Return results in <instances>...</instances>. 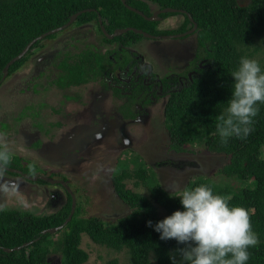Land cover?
I'll return each mask as SVG.
<instances>
[{
    "label": "trees",
    "instance_id": "1",
    "mask_svg": "<svg viewBox=\"0 0 264 264\" xmlns=\"http://www.w3.org/2000/svg\"><path fill=\"white\" fill-rule=\"evenodd\" d=\"M149 2L159 3L160 7L187 10L197 22L202 45H207L205 51L211 57V67L197 70L193 80L173 92L169 99L164 119L169 146L183 152L188 150L184 145L203 144L211 152L225 154L228 161L218 169V175L238 184L217 183L208 175H197L184 188L208 184L215 193L230 197L231 205L246 207L252 214L253 229L260 241L249 249L251 256L247 264H264V104L258 105L260 112L246 139L232 137L223 146L216 131V116L227 107L231 98L234 83L231 72L238 66L240 58L256 59L264 70V0H250L247 5L240 4L239 0L127 1L141 10H145ZM78 12L81 13L74 25L96 22L98 33H102L99 16L110 32L132 26L157 33L156 22L129 9L122 0H0V79L6 64L29 42L67 23ZM59 33L50 34L45 39L55 38ZM103 37V42L119 40L124 44H127L126 38H144L133 30L113 40ZM41 41L33 44L23 58L11 65L9 76L42 47ZM84 55L93 56L99 65L108 60L105 55L91 53L89 49ZM87 66L84 60L75 65L66 64L65 75L54 77L52 85L72 83L67 80L70 73L73 75L70 79L81 81L88 70H93L86 69ZM137 157L134 169L124 163L121 171L116 170L113 175L116 193L130 208V212L114 224L109 225L97 216L83 217L80 204L61 230L43 234L47 228L64 224L72 208L70 194L60 210L49 214L22 209L0 210V264H48V256L57 252L62 254V264H84L89 253L81 247L83 233L99 245L118 252L125 250L129 255L128 264H173V254L179 261L181 257L176 250L186 245L175 239L161 240L154 226L174 211L184 210L181 198L171 195L162 186L156 172ZM12 162L8 166L22 167L30 173L29 165L24 166L21 159L14 158ZM129 178H137L135 184L144 186L147 194L127 187ZM148 221H152L153 226H148ZM57 235L60 237L56 238ZM29 241L33 242L20 250H3V247L13 248ZM105 264H119V259H109Z\"/></svg>",
    "mask_w": 264,
    "mask_h": 264
},
{
    "label": "rangeland",
    "instance_id": "2",
    "mask_svg": "<svg viewBox=\"0 0 264 264\" xmlns=\"http://www.w3.org/2000/svg\"><path fill=\"white\" fill-rule=\"evenodd\" d=\"M249 1L239 0L240 4L243 5H247ZM171 18L174 21L178 20L177 22L183 20V16ZM77 38L80 46L77 50L78 52L82 51L90 43L95 45L96 42L100 43L101 41L94 22L81 27H72L68 31L58 34L54 39H44L42 41L43 47L35 51V55L22 68L7 76L0 84V134L5 136L12 153H16L13 155V159L18 158L17 154H19L24 158L23 164H26L27 160L38 163L40 167L30 163V165H34L36 175H47L48 173L43 170L66 174L74 183L72 190L76 195L77 205L81 204L82 216H97L109 225L116 223L120 217L130 212L129 206L118 196L114 189L113 175L116 170L121 171L124 163L129 164L131 169H134V159L138 158L137 155L143 163L156 172L162 186L171 193L175 188L183 189L189 180L197 175H208L217 183L229 182L233 185H238L237 181L218 175V169L228 161L225 154L214 152L209 154L207 147L203 144L187 145L188 150L173 152L169 146L168 131L163 121V113L159 118V111L155 112L159 108L147 109L145 115L141 116L142 118L130 123L127 126V133L131 139L125 144L120 137L119 142L123 150L111 155L108 154L109 151L102 145L97 147L96 145L91 146L92 144L89 145L91 150L88 153H86L87 150L80 153L82 149L81 145H79V150H76L77 153L71 159L63 157L62 159L54 160L52 158L50 162L44 150L41 152L36 150L37 148L34 145L31 146V143L36 138H39V135L40 137L44 135V133L35 132L36 127L33 125L32 120L26 114H19L20 109L31 102L40 105L43 102H49L51 107L57 108L59 106L58 101L61 93L54 89L55 86L52 85L53 78L58 73H56V70H60L58 67L60 51L58 50L64 49L71 41L76 43ZM141 41L143 42L142 46L145 48L153 46V40L143 38ZM162 43L166 52L165 61H170L167 54L177 49L174 45L176 42L174 40H165ZM67 50L71 49L67 48ZM153 50L155 51V48ZM149 59L153 62L152 58ZM39 70H41L40 74H38ZM160 109L164 112L163 105ZM79 110H82V108H79ZM85 112L84 110L81 111L79 118L81 123L87 122V119L93 117L92 112H90V117ZM154 112L156 115L153 120L151 118ZM46 114L51 117L44 116L48 121L56 118V112L50 108L46 110ZM17 116H22V118L16 119ZM1 120L9 123L11 125L10 128ZM119 128L120 126L114 128L115 133L118 135H120ZM69 129L70 126L67 125V130ZM133 129H136V131L131 132L130 130ZM57 137L60 139V136L57 135ZM48 140L54 141L50 136L45 141ZM58 142L56 143L57 146L61 144H58ZM48 146L50 145H47V148ZM87 146H85V149ZM127 150L130 152L129 154ZM75 157L79 159V165H73ZM191 163H195V165H190ZM85 176L92 182L83 178ZM4 177L9 178L8 182L16 184V190H10L8 193L0 192V205L3 207L10 208L12 206V208L29 210L37 214H49L60 210L66 203V193L61 185L28 183L23 178H20V180L8 173H4L2 178ZM51 177L55 176L52 174ZM92 177H94V180H92ZM10 178L17 179L11 180ZM136 181H138L137 178H129L127 187L147 194L146 188L142 185L137 186L135 184ZM0 184H3V182H0ZM54 190L61 191L64 201L51 199V193ZM53 203L58 205L53 208ZM161 213H164L162 209ZM59 237L60 235L56 236V238ZM81 247L89 253V259L84 264H105L106 261L115 257L119 259V264L129 263V255L125 250L118 252L99 245L91 240L86 233L82 234ZM50 255L55 264H62L60 262L62 255L60 252Z\"/></svg>",
    "mask_w": 264,
    "mask_h": 264
},
{
    "label": "flooded vegetation",
    "instance_id": "3",
    "mask_svg": "<svg viewBox=\"0 0 264 264\" xmlns=\"http://www.w3.org/2000/svg\"><path fill=\"white\" fill-rule=\"evenodd\" d=\"M127 1L128 0H126V4L130 5L127 3ZM134 8L143 12V14H140L139 12L137 13L142 15L145 19L157 23V33H151L141 28H137L152 35L145 36L142 34L144 39L153 40L152 47L155 48V51L152 47L145 48L142 46L143 42L141 40L143 38H126L125 42L127 44H124L119 40L103 42V36H106L110 40L115 39L117 35L113 38L109 35L114 34L115 30L121 28H116L110 32L106 29L103 19L99 16L98 25L102 33H97L101 37L100 43L96 42L95 45L90 43L82 51L78 52L77 50L80 48V46L78 43L79 39L77 38L76 43L71 41L70 44L64 49L58 50L60 51V57L58 59V67L60 70H56V73H58L55 77L57 78L58 76L65 75L67 70L65 67L66 64L75 65L77 62L83 60L86 64H88L86 69L93 70H88V73L84 74V78H82V80L79 82H77L75 79H70L73 78V75L70 73L67 77L69 79L67 80H71L72 83H63L59 86L54 84V89L61 93L60 100L58 101L59 106L57 108H55L53 105L52 106L54 108L51 107L49 102H43L41 105L31 102L30 104L21 107L19 114H26V116L32 120L33 125L36 127L35 132L44 133V135L41 137L39 135V138H36L31 143V146L34 145L37 148L36 150H40L41 152L44 150L47 154V159L50 162L52 158H54V160H59L63 157L71 159L74 157V154L77 153L76 150H79V145H81L82 149L80 153H83L86 150V153H88L91 150L90 147L94 145L97 147L102 145L107 151H109V155L117 153L118 151H122V145L120 144L119 140L121 137L122 142L126 144V142L131 139L127 133V126L130 123H133L136 119L142 118L141 116H144L147 109L149 108L160 109V107L163 105L165 110L173 92L181 90V88L186 86L189 81H192L193 77L197 74V70L211 67V57L206 54L205 51L207 45H202V36L199 34V32H197L198 24L187 10L184 8H176L171 6L160 7L159 3L153 2H149L148 7L145 10H141L137 7ZM169 8L177 9V11H168ZM87 10L91 11L93 9ZM155 12H159L158 17L156 16V19L150 20L149 18L154 17ZM165 13L170 14L164 16L163 14ZM175 16H183V20L181 22H177L178 20L174 21L171 17ZM100 18L102 19V22H100ZM188 18L189 21H187ZM88 24H83L81 26ZM95 25L96 22H94V26ZM102 25H104L107 32H104ZM81 26H75L73 22L70 26L60 30L59 32L64 33L72 27L76 28ZM128 39L130 40L129 42ZM165 40H174V42H176L174 44L175 48H177L170 54H167L168 58L170 59V61L167 62L165 61L166 52L164 51V44L162 43V41ZM67 48H70L71 50H67ZM88 49L91 53L105 55L108 60L102 62L100 65L97 64V61H95L96 58L93 60V56L84 55ZM33 55H35V53ZM149 58H152L153 62ZM92 64L93 68L91 67ZM40 73L41 70L38 71V74ZM2 81L4 80L0 79V84ZM48 108L56 112V118L52 119L51 121H48L46 118H44V116L50 117L46 114V110ZM79 108H82V110L86 111L85 114L88 117H90V112H92L93 117L87 119V122L81 123L79 118L82 110H79ZM159 109L155 110V112L159 111L160 118L163 111ZM155 112L153 116L151 115V119L153 120L154 116L156 115ZM21 118L22 116L16 117V119ZM1 121H3L10 128L11 125L9 123H7L5 120ZM67 125L70 126L69 130H67ZM119 126L120 135L114 131V128H118ZM130 131L135 132L136 129ZM57 135L60 136V139H58ZM49 136L54 139V141L48 140L49 143L48 141H45ZM57 142L58 144H61L57 146ZM90 144L92 145L89 146ZM43 145L45 146L43 149H41ZM47 145H50L48 146L49 149L47 148ZM86 145L88 146L85 149ZM184 147L186 146L184 145ZM129 153L130 152L128 151V154ZM15 154L16 153H13V155ZM17 155L18 159H21L23 164L24 158H22V156L19 154ZM76 157L73 159V165L80 164L79 159H76ZM30 163L33 164L34 162L27 160L26 164L23 165H30ZM34 165L38 166V163L35 162ZM43 171L48 174L36 175L25 171L22 167L7 166V171L5 173H8L11 176H16L19 179L23 178L28 183H49L52 185H61L65 190L67 202L68 194L72 196L67 188L72 190L74 183L66 174H57L54 171ZM26 174L31 177L38 178L37 180H33L28 178ZM52 174L55 177H51ZM42 177L52 178L55 180V182L45 180ZM17 178L10 179L14 180ZM83 178L92 182L86 176ZM8 180L9 178L7 177L0 178V182L5 183L7 181L10 190L13 187H16V184L13 182H8ZM92 180H94V177H92ZM73 194L75 195L74 192ZM51 199L64 201L61 191L57 190H54V192L51 193ZM57 205L58 204L53 203L52 207L54 208ZM3 209L20 208H12V206L10 208H6V206H4ZM47 263L55 264L50 256L47 258Z\"/></svg>",
    "mask_w": 264,
    "mask_h": 264
},
{
    "label": "clouds",
    "instance_id": "4",
    "mask_svg": "<svg viewBox=\"0 0 264 264\" xmlns=\"http://www.w3.org/2000/svg\"><path fill=\"white\" fill-rule=\"evenodd\" d=\"M231 76V98L216 116V131L223 146L232 137L243 140L252 133L260 112L258 105L264 104V70L256 59L241 57ZM12 159L9 143L0 134V178ZM29 171L35 174L34 165H29ZM15 190L16 187L11 189ZM9 191L7 182L0 184V192ZM171 195L181 198L184 210L174 211L154 227L161 240L175 239L186 245L176 250L179 261L175 254L171 255L173 264H247L249 249L260 241L246 207L231 205L230 197L215 193L208 184L175 188ZM148 226H153L152 221H148Z\"/></svg>",
    "mask_w": 264,
    "mask_h": 264
},
{
    "label": "water",
    "instance_id": "5",
    "mask_svg": "<svg viewBox=\"0 0 264 264\" xmlns=\"http://www.w3.org/2000/svg\"><path fill=\"white\" fill-rule=\"evenodd\" d=\"M122 1L126 4V0H122ZM126 5H127V4H126ZM127 7H128L129 9L133 10V11H136V12H139L140 14H143V12L137 10L136 8H134V7L130 6V5H127ZM165 11H167V10H165ZM168 11H177V9H170V8H169ZM80 13H81V12H78V13L73 14V15L71 16L70 20H69L66 24H64V25H62V26H60V27H56V28H54V29H52V30H49V31H47V32H45V33L39 35L38 37L34 38L31 42H29V43L25 46V48L22 50V52H21L20 54H18V55L15 56L14 58H12V59L6 64V66L4 67L3 76H2V78H1V80H5V78H6V77L8 76V74H9V70H10L11 65L14 64L16 61L20 60L21 58H23V57L28 53V51L31 49V47L33 46L34 43H36L37 41H41V40H43L44 38H46V37H47L48 35H50V34L57 33V32H59L60 30L66 28V27H68V26H70V25H71V24L77 19V17L80 15ZM154 14H155L154 17L149 18L150 20H152V19H156V18L158 17V15H159V12H155ZM156 16H157V17H156ZM100 22H102V19H101V18H100ZM102 29L104 30V32H107L106 29H105V27H104V25H102ZM128 30H133V31H135V32H137V33L144 34L145 36H152V35H150L149 33L145 32V31H143V30H141V29L134 28V27H126V28L117 29V30H115L114 34H111V35H109V36L113 38L114 36H116V35H117V36H118V35H121L122 33L126 32V31H128ZM164 119H165V110H164V112H163V121H164ZM208 151H209V150H208ZM173 152H177V151L173 150ZM210 153H212V152L209 151V154H210ZM190 165H195V163H194V164L191 163ZM26 176H27L28 178H30V179H33V180H37V178H38V177H31V176H29L28 174H26ZM42 178L45 179V180L51 181V182H55L54 179L49 178V177H42ZM67 189H68V191L72 194V198H73L72 209H71V212H70L68 218L65 220V222H64L63 225H60V226H57V227H51V228H47V229L43 230V231H42L43 234H47V233H56V232H58L59 230H61V229H62V228H63V227H64V226H65V225H66V224L72 219V216H73V214H74V212H75V208H76V198H75V195L73 194L72 190H71L70 188H67ZM165 189H166V188H165ZM32 242H33V241L25 242L24 244H22V245H20V246H15V247H13V248H10V247H3V250H5L6 252H12V251H15V250H20L21 248L30 245ZM60 262H61V260H60Z\"/></svg>",
    "mask_w": 264,
    "mask_h": 264
}]
</instances>
